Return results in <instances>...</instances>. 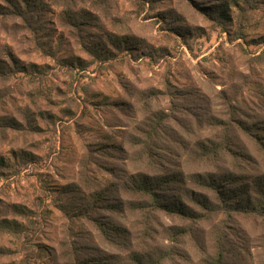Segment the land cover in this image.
<instances>
[{
    "label": "rangeland",
    "instance_id": "obj_1",
    "mask_svg": "<svg viewBox=\"0 0 264 264\" xmlns=\"http://www.w3.org/2000/svg\"><path fill=\"white\" fill-rule=\"evenodd\" d=\"M140 174L262 203L264 0H0V264H264V216L146 214Z\"/></svg>",
    "mask_w": 264,
    "mask_h": 264
},
{
    "label": "trees",
    "instance_id": "obj_2",
    "mask_svg": "<svg viewBox=\"0 0 264 264\" xmlns=\"http://www.w3.org/2000/svg\"><path fill=\"white\" fill-rule=\"evenodd\" d=\"M215 145H219V147H217L218 149L228 148V146L225 147L222 144ZM171 181H176L179 183L181 182L180 179H174V176L168 177V179L165 178V176L150 179L149 176L146 174H140L138 178L134 179L130 187V192L132 194L139 195L137 201L139 209L145 212L146 214L156 213L159 211L166 214L167 216H176L179 217V219L181 220H188L189 222H194L195 219H206L207 216L213 214V212H223V214H227L228 216L233 213L241 215L255 214L258 216H264V186L262 189V203H259L258 205L252 207H241V205L238 204L237 201H232L230 199V196L221 190H217L218 196H216V199H219L220 202H213L207 195H200L203 198L201 199L200 196H196L198 194L192 193V197L196 196V198L193 199V202L195 203V205L198 206L192 207L179 201L165 203L162 193L158 191V189L161 188L164 183H169ZM205 184L209 186L212 190L216 188L213 187V183H208L206 181ZM109 205H111V203L106 204L107 207ZM97 228L101 233H104L107 232V228L109 227L106 222H102L99 223V226L97 225ZM169 228L170 227H168V229ZM171 228L175 230L176 235H182L187 230L186 227L180 225L172 226ZM108 234L109 233H107L106 235ZM133 252H135V250H133ZM224 252L225 251L222 247L219 248L218 253L216 254V257L212 264H222V261H224L225 256ZM135 254L138 255V258L136 259V264H157V262L153 263L150 261V257L152 255L148 253V247H139Z\"/></svg>",
    "mask_w": 264,
    "mask_h": 264
}]
</instances>
